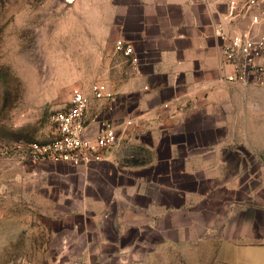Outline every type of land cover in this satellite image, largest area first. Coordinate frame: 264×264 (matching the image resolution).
Masks as SVG:
<instances>
[{"label":"crops","instance_id":"obj_1","mask_svg":"<svg viewBox=\"0 0 264 264\" xmlns=\"http://www.w3.org/2000/svg\"><path fill=\"white\" fill-rule=\"evenodd\" d=\"M79 3L95 15L78 23L73 90L106 82L116 92L110 105L92 103L90 127L97 118L141 126L90 169L35 163V188L66 190L65 211L47 213L65 231L60 249L81 252L64 264H264L262 91L221 81L225 0L67 5ZM120 39L140 74L117 53ZM57 172L69 173L52 180Z\"/></svg>","mask_w":264,"mask_h":264},{"label":"rangeland","instance_id":"obj_2","mask_svg":"<svg viewBox=\"0 0 264 264\" xmlns=\"http://www.w3.org/2000/svg\"><path fill=\"white\" fill-rule=\"evenodd\" d=\"M94 15L85 3L0 0V264H64L81 254L60 249L65 231L47 216L65 211L58 201L66 190L59 186L47 195V189L35 188V162L26 156L32 145L54 138L51 116L81 91L71 85V74L80 69L74 42H79V20ZM260 89L256 125L264 147ZM58 173L51 179L69 172Z\"/></svg>","mask_w":264,"mask_h":264},{"label":"built area","instance_id":"obj_3","mask_svg":"<svg viewBox=\"0 0 264 264\" xmlns=\"http://www.w3.org/2000/svg\"><path fill=\"white\" fill-rule=\"evenodd\" d=\"M225 3L224 23L215 29L221 41V81L244 89L264 88V0H225ZM115 48L140 74V59L134 46L120 39ZM115 97L116 92L106 82L95 84L90 94L75 92L68 107L51 116L54 138L32 145L26 158L76 169H90L110 161L122 148L126 131L141 126L133 118L122 124L97 118L96 128L90 127L88 114L92 103L110 105Z\"/></svg>","mask_w":264,"mask_h":264},{"label":"water","instance_id":"obj_4","mask_svg":"<svg viewBox=\"0 0 264 264\" xmlns=\"http://www.w3.org/2000/svg\"><path fill=\"white\" fill-rule=\"evenodd\" d=\"M65 4H71L73 0H62Z\"/></svg>","mask_w":264,"mask_h":264}]
</instances>
